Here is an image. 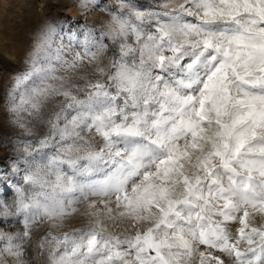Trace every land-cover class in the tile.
Listing matches in <instances>:
<instances>
[{"label": "snow or ice", "instance_id": "obj_1", "mask_svg": "<svg viewBox=\"0 0 264 264\" xmlns=\"http://www.w3.org/2000/svg\"><path fill=\"white\" fill-rule=\"evenodd\" d=\"M170 2L121 0L103 29L67 34L81 49L70 61L53 48L59 26L41 30L12 110L47 132L26 142L22 185L0 201V222L22 226L0 232V255L26 264L46 224L48 264H264V0ZM53 61H87L96 78L73 83ZM83 202L87 224L58 231Z\"/></svg>", "mask_w": 264, "mask_h": 264}, {"label": "rangeland", "instance_id": "obj_2", "mask_svg": "<svg viewBox=\"0 0 264 264\" xmlns=\"http://www.w3.org/2000/svg\"><path fill=\"white\" fill-rule=\"evenodd\" d=\"M139 10H162L164 0H130ZM182 0H171L169 7H176ZM121 0H0V201L12 204L15 187L22 185L24 171L27 168L26 156L23 148L28 141H35L47 132V125L43 120L30 116L28 112H14L15 91L17 79L29 73L32 69L31 53L34 50L41 30L47 24L59 26L60 33L53 48L63 44V55L71 60L75 51H80L78 44L69 45V32L81 34L91 27L103 29L109 20V12L120 10ZM87 4V7L84 5ZM129 9L125 8L127 13ZM82 38V37H81ZM71 49V50H69ZM113 49L103 57L106 65ZM54 55V53H53ZM60 76L71 77L73 83L82 84L79 75H87L95 79V65L88 64L78 68L75 72H65L59 63L53 61ZM82 95V94H81ZM62 98L50 99L43 110L46 119L53 111L58 110ZM25 125L22 128L20 125ZM26 129L31 130V135ZM87 138L94 134L83 133ZM18 169V171H17ZM78 207V213L67 220L58 231H71L87 224L84 213L87 202ZM123 227V225L121 226ZM48 230V226H38L34 230L32 239L26 245L23 257L26 264H48L47 256L41 255L38 242ZM22 231V226L15 222H0V232L13 233ZM225 264H231L230 259L222 253ZM0 264H16L13 257L0 255Z\"/></svg>", "mask_w": 264, "mask_h": 264}]
</instances>
